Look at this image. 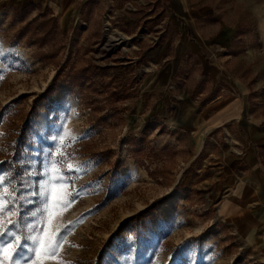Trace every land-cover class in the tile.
Instances as JSON below:
<instances>
[{
  "label": "rangeland",
  "instance_id": "1",
  "mask_svg": "<svg viewBox=\"0 0 264 264\" xmlns=\"http://www.w3.org/2000/svg\"><path fill=\"white\" fill-rule=\"evenodd\" d=\"M188 2L91 0L63 17L41 4H0V194L18 213L5 214L6 227L13 219V231L36 224L47 235L82 219L61 253L71 264H264L259 236L245 235L257 224L244 204L257 156L242 127L251 114L264 117L262 51L249 49L245 13L231 19L234 51L218 58L228 60L229 78L247 82L168 81L163 70L187 26L177 14L188 16ZM235 91L248 104L243 120L205 138L178 125ZM57 149L73 153L67 159L80 170L61 171ZM41 182L52 193L79 191L52 222L54 196L34 195Z\"/></svg>",
  "mask_w": 264,
  "mask_h": 264
},
{
  "label": "crops",
  "instance_id": "2",
  "mask_svg": "<svg viewBox=\"0 0 264 264\" xmlns=\"http://www.w3.org/2000/svg\"><path fill=\"white\" fill-rule=\"evenodd\" d=\"M87 1L91 0H0V4L22 7L29 4H41L56 15L63 17L77 4ZM245 13L251 19L252 36H255L249 49L253 53L262 51L264 59V0H189L188 16L177 14L187 22V26L180 33L181 37L175 56L169 60L166 70H163L166 79L176 82L186 77L189 79L207 77L219 83L230 80L241 84L247 82L244 74H239V76L236 74L235 79L229 78L227 66H224L227 65L228 60L225 62L218 58L222 52H227L225 54L227 56L234 51L233 45L234 40L237 39L235 36L239 23L237 21L236 25H233L231 19L233 17L241 19ZM185 56L187 60L183 61ZM253 57L256 55L253 54ZM192 58L196 59L194 64L189 62ZM187 62L190 63L189 70L194 65L190 73L185 69L189 65ZM247 107L243 91L240 93L235 91V93L231 92V95L211 99L197 112H194L192 108L177 122L183 120L184 123L178 124L179 126L188 128L193 135L199 136L204 133L205 138L210 131L224 127L223 125L229 120H243L245 113L248 112ZM247 114L250 115L249 112ZM248 125L242 127L246 133L245 137L250 139L248 142L255 147L257 158L254 156L256 160L251 164L249 181L245 182L248 193L244 204L249 206L252 218L257 224L250 233L245 235H251L253 238H256V235L259 236L256 243L259 244L264 256V163H262L264 160V117L256 119L251 114V122L249 121Z\"/></svg>",
  "mask_w": 264,
  "mask_h": 264
},
{
  "label": "snow or ice",
  "instance_id": "3",
  "mask_svg": "<svg viewBox=\"0 0 264 264\" xmlns=\"http://www.w3.org/2000/svg\"><path fill=\"white\" fill-rule=\"evenodd\" d=\"M3 118V114L0 113V119ZM4 133H0V136ZM68 135V133H65ZM53 140L59 139L61 142L64 140V136H53ZM60 157L65 158L61 163H64L63 172L72 173L73 171H79L80 168L71 162L70 158L73 153H67L57 149ZM59 181L65 184L71 183V176L61 175ZM51 182L47 184L41 182V189L39 193L34 195H43L49 197L53 195L52 212L46 217L48 222H52L58 215V210L68 209L75 202L76 197L79 195L77 190H68V188L57 189L55 193H52ZM8 189H4V193H8ZM11 202L4 199V195L0 194V264H48L49 261H57L58 264H71L70 261H66L63 258L62 249L65 244L71 242L67 240L69 234L74 229L70 225L74 223L82 222V219L75 222H69L68 225L56 226L52 230L48 231L47 235H44V227L37 228L36 224L26 225L27 231H13L16 228L18 221L13 219L7 220L8 227L5 226V214L7 216H16L17 212L10 210ZM48 202L45 200V211H47ZM62 215V212H59ZM36 215V213H32ZM37 223H40L39 221ZM11 236V239L4 241V236ZM78 247V245H72Z\"/></svg>",
  "mask_w": 264,
  "mask_h": 264
}]
</instances>
